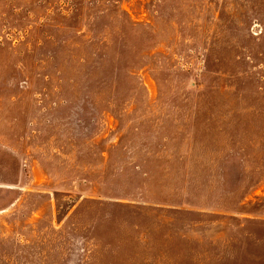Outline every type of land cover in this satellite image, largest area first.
<instances>
[{
  "label": "rangeland",
  "instance_id": "obj_1",
  "mask_svg": "<svg viewBox=\"0 0 264 264\" xmlns=\"http://www.w3.org/2000/svg\"><path fill=\"white\" fill-rule=\"evenodd\" d=\"M0 264H264V0H0Z\"/></svg>",
  "mask_w": 264,
  "mask_h": 264
}]
</instances>
